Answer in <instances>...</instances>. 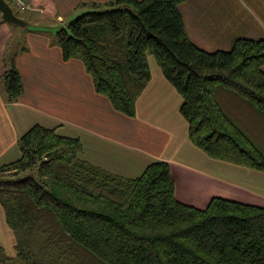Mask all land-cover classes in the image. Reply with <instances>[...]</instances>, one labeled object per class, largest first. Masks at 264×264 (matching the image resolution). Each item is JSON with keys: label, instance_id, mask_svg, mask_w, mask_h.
<instances>
[{"label": "trees", "instance_id": "1", "mask_svg": "<svg viewBox=\"0 0 264 264\" xmlns=\"http://www.w3.org/2000/svg\"><path fill=\"white\" fill-rule=\"evenodd\" d=\"M183 2L92 3L55 31L61 61L78 59L94 92L132 118L151 56L182 100L190 144L209 159L264 173V39L201 51L186 38ZM11 61L1 77L8 102L21 93ZM16 146L19 157L0 165L4 223L14 248L36 243L47 264H264V208L221 198L186 206L174 198L165 162L132 179L110 176L54 129L34 125ZM9 260L0 247V264Z\"/></svg>", "mask_w": 264, "mask_h": 264}, {"label": "crops", "instance_id": "2", "mask_svg": "<svg viewBox=\"0 0 264 264\" xmlns=\"http://www.w3.org/2000/svg\"><path fill=\"white\" fill-rule=\"evenodd\" d=\"M26 1L30 11L13 13L23 27L0 19V80L12 60L21 84L14 102L0 92V165L19 157L17 139L38 125L77 140L80 159L110 176L132 179L152 162H165L174 198L186 206L203 209L221 198L264 208V173L209 159L190 144L182 100L151 56L134 116H122L94 92L78 59L61 61L52 41L58 28L47 23L65 25L63 15L78 0ZM79 1L85 7L110 0ZM178 12L186 38L204 52L228 51L236 39H264V0H184Z\"/></svg>", "mask_w": 264, "mask_h": 264}, {"label": "rangeland", "instance_id": "3", "mask_svg": "<svg viewBox=\"0 0 264 264\" xmlns=\"http://www.w3.org/2000/svg\"><path fill=\"white\" fill-rule=\"evenodd\" d=\"M23 1L28 3V1L26 0H23ZM7 4L15 15L19 17L24 16V15L19 14L12 7L10 3H7ZM100 5L102 6V4ZM90 6H91V3L88 2L87 5L83 7V5H81V2L78 0L73 7L74 11L67 12L65 15H63L62 18L64 21L71 20L72 18L76 17L82 12H86L87 10H89ZM31 8H32L31 5H29V9L26 10L25 12L30 11ZM39 19L43 21L42 16H40ZM47 26H50V27L54 26L53 30L55 29V27L56 29L59 28V25L55 22H48ZM60 26L62 27V24ZM52 33H54V31ZM52 41L54 42V38L52 39ZM0 92L5 99V95L1 89V80H0ZM3 221H4V216H3L2 209H1L0 211V247L3 249V256L10 258V260L6 262L5 264H47L48 259L45 260L42 258L40 251L37 249L36 243H31L30 245L26 247H24V244H23L22 247L19 246V248H14V235L12 234L10 229L4 225ZM21 248L23 249L22 250L23 257L22 256L20 257L19 255H17L18 252H20L19 250Z\"/></svg>", "mask_w": 264, "mask_h": 264}, {"label": "water", "instance_id": "4", "mask_svg": "<svg viewBox=\"0 0 264 264\" xmlns=\"http://www.w3.org/2000/svg\"><path fill=\"white\" fill-rule=\"evenodd\" d=\"M0 19L18 27H23L25 25L21 19L13 14L12 10L4 0H0Z\"/></svg>", "mask_w": 264, "mask_h": 264}, {"label": "built area", "instance_id": "5", "mask_svg": "<svg viewBox=\"0 0 264 264\" xmlns=\"http://www.w3.org/2000/svg\"><path fill=\"white\" fill-rule=\"evenodd\" d=\"M12 5V7L18 12H25L29 9V4L23 0H5Z\"/></svg>", "mask_w": 264, "mask_h": 264}]
</instances>
